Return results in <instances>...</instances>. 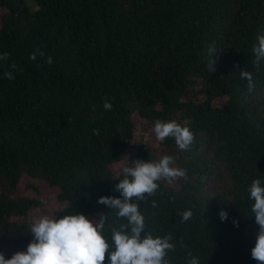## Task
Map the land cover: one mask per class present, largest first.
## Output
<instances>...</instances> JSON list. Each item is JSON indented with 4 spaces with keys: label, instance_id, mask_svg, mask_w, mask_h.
I'll use <instances>...</instances> for the list:
<instances>
[{
    "label": "trees",
    "instance_id": "16d2710c",
    "mask_svg": "<svg viewBox=\"0 0 264 264\" xmlns=\"http://www.w3.org/2000/svg\"><path fill=\"white\" fill-rule=\"evenodd\" d=\"M260 35L264 0H0V54H9L0 60L5 259L33 241L34 210L48 215L38 186L58 205L48 216L106 215L111 243L109 226L127 221L98 200L120 197L124 176L112 166L129 154L133 162L169 155L186 170L187 180L157 181L154 196L133 199L145 216L142 238L174 237L171 264H187L189 251L200 264H259L249 188L257 178L264 186V59L257 68L253 52ZM36 49L45 57L32 61ZM242 69L252 73L251 92ZM138 119L152 130L157 119L175 120L194 143L182 151L173 138L137 141Z\"/></svg>",
    "mask_w": 264,
    "mask_h": 264
},
{
    "label": "clouds",
    "instance_id": "9594fccd",
    "mask_svg": "<svg viewBox=\"0 0 264 264\" xmlns=\"http://www.w3.org/2000/svg\"><path fill=\"white\" fill-rule=\"evenodd\" d=\"M215 52V47L209 49V54ZM257 68L261 59H264V35L258 37V44L253 46ZM9 54H0V60H7ZM37 56L45 57V53L36 49L30 59L36 61ZM45 62L52 65L54 60L47 56ZM216 59L209 60L208 71L214 73ZM16 67L15 64L12 65ZM240 79H247L248 91L255 89L252 73L244 69L239 71ZM5 78L14 79L11 72L4 73ZM105 111L113 109V104L105 100ZM98 131V130H97ZM153 132L157 141L163 142L165 138H173L180 150H188L194 143V134L188 127L181 126L177 121H154ZM175 160L172 156L164 155L158 161L136 160L134 164L123 167L124 179L115 185V191L120 192V197L102 196L98 203L108 206L117 220H126L118 226H109L111 243L104 235L108 217L101 213L99 221L89 218L84 214L66 215L57 219V216H41L30 222V232L34 237L27 246L26 251L15 253L11 259H5L0 253V264H171L168 259L169 252L175 250L174 237L171 235L155 237L150 231L142 238L141 233L147 229L145 216L139 210V204L133 202L154 196L159 184L164 180L171 185L178 179L187 180L186 170L173 167ZM249 199L254 201L251 213L259 226L255 246L251 249L252 259L264 264V186L262 180L254 179L249 188ZM152 206H157L152 201ZM182 221L187 222L192 212L184 211ZM222 221L228 219V213L221 209L218 213ZM234 226H239L238 221H233ZM187 264H200L197 257L192 256Z\"/></svg>",
    "mask_w": 264,
    "mask_h": 264
},
{
    "label": "rangeland",
    "instance_id": "374dc122",
    "mask_svg": "<svg viewBox=\"0 0 264 264\" xmlns=\"http://www.w3.org/2000/svg\"><path fill=\"white\" fill-rule=\"evenodd\" d=\"M141 121L138 119V121L136 122L137 127H136V131H135V140L140 141L142 139H147L149 144L152 145L155 142V136H154V132L152 130V128H144L141 125ZM153 153L155 154V156L158 158L159 153L157 151H153ZM159 160V159H158ZM132 165L134 164L133 161L129 160V154L126 155V157L121 160L119 163H116L112 166V168L114 169V171L116 172V175H119L122 172L123 167L127 166V165ZM38 192H40V196L42 197V201L43 203L46 205L44 208V211L47 212L48 215H50L51 211L54 210L56 207L58 208L57 203H54L51 197V190L48 187L45 186H38ZM34 218H39L41 216L46 215L43 211L42 208H36L34 210V212L32 213Z\"/></svg>",
    "mask_w": 264,
    "mask_h": 264
}]
</instances>
